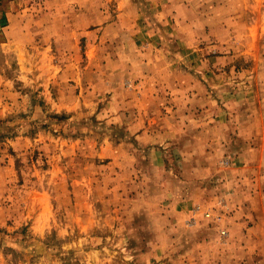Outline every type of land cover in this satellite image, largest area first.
<instances>
[{
	"label": "rangeland",
	"instance_id": "obj_1",
	"mask_svg": "<svg viewBox=\"0 0 264 264\" xmlns=\"http://www.w3.org/2000/svg\"><path fill=\"white\" fill-rule=\"evenodd\" d=\"M2 14L0 264L240 253L253 225L236 207L264 190V0H0Z\"/></svg>",
	"mask_w": 264,
	"mask_h": 264
},
{
	"label": "crops",
	"instance_id": "obj_2",
	"mask_svg": "<svg viewBox=\"0 0 264 264\" xmlns=\"http://www.w3.org/2000/svg\"><path fill=\"white\" fill-rule=\"evenodd\" d=\"M256 126V128L260 127L261 130H264V123ZM239 128L244 131H258L255 126L250 130L249 125H241ZM261 148L260 161L262 160V154H264V143H261ZM242 194L241 205L236 208L238 211L244 210L245 214L242 213L243 216H237V218L241 225L245 220L251 221L253 225L252 233L251 235L247 233L242 236L243 239L235 241V243L244 244L240 253L227 258L222 251H219L216 256L217 263L215 264H219V262L221 263L222 260L226 259H228V264H264V190H244ZM239 259L242 260L241 263Z\"/></svg>",
	"mask_w": 264,
	"mask_h": 264
},
{
	"label": "trees",
	"instance_id": "obj_3",
	"mask_svg": "<svg viewBox=\"0 0 264 264\" xmlns=\"http://www.w3.org/2000/svg\"><path fill=\"white\" fill-rule=\"evenodd\" d=\"M6 23H7L6 16L4 14H2L1 17H0V29H2L3 27H5L6 26Z\"/></svg>",
	"mask_w": 264,
	"mask_h": 264
},
{
	"label": "built area",
	"instance_id": "obj_4",
	"mask_svg": "<svg viewBox=\"0 0 264 264\" xmlns=\"http://www.w3.org/2000/svg\"><path fill=\"white\" fill-rule=\"evenodd\" d=\"M206 216H208V214H206ZM220 234L224 236L226 233L224 231H221Z\"/></svg>",
	"mask_w": 264,
	"mask_h": 264
}]
</instances>
